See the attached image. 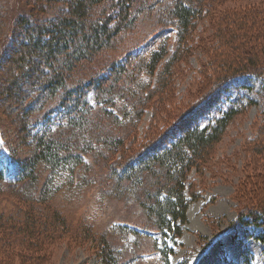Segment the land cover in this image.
I'll return each mask as SVG.
<instances>
[{
	"label": "rangeland",
	"instance_id": "rangeland-1",
	"mask_svg": "<svg viewBox=\"0 0 264 264\" xmlns=\"http://www.w3.org/2000/svg\"><path fill=\"white\" fill-rule=\"evenodd\" d=\"M171 1L134 0L135 20L118 35L116 47L80 62L77 79L108 76L102 86L121 96L115 99L116 107L125 109L110 108L121 121L104 120L111 126L104 135L119 136L124 144L116 152L107 151V159L87 151L73 182L51 195L39 165L30 194L0 191V264H106L103 253L111 248L117 250L120 264H163L157 251L164 241L173 249L168 264H264V242L256 238L264 227L238 222L244 209L264 197V132L258 131L264 79L251 74L219 79L227 67L221 64L222 52L246 59L242 49L258 42L257 33L264 34V0H210L183 41L171 21ZM64 2L68 0L33 12L32 5L41 4L38 0H0V63L17 41L20 17L32 15L31 23L47 20L65 7ZM110 8L107 0L96 11ZM244 31L253 35L245 43L239 38ZM221 34L232 42L219 45ZM162 45L164 57L152 67L151 55ZM88 98L93 105V91ZM2 104L0 168L12 182L21 167H30L26 165L35 147L25 136L18 112ZM233 106L241 112L230 120L208 159L185 176L184 193L191 201L175 243L142 227L146 216L137 202L115 198L104 187L111 180L105 167L112 158L119 163L162 150ZM43 127L41 121L34 133Z\"/></svg>",
	"mask_w": 264,
	"mask_h": 264
},
{
	"label": "trees",
	"instance_id": "trees-1",
	"mask_svg": "<svg viewBox=\"0 0 264 264\" xmlns=\"http://www.w3.org/2000/svg\"><path fill=\"white\" fill-rule=\"evenodd\" d=\"M38 1L41 4L32 5L33 12L44 11L47 4L62 3V0ZM105 1L68 0L57 15L44 22L31 23L32 15L19 18L17 28H20V33L15 31L17 41L0 63V103L18 112V120L26 130L25 136L35 149L26 165L30 167H21L16 180L9 182L7 170L0 168V191L6 189L17 194H30L37 178L36 166L39 165L46 172L45 186L51 195L67 186L65 182H73V177L81 170L80 165L85 164L87 151L92 150L94 157L100 155L107 159L108 152H116L123 146L121 137L104 135L111 127L104 125V120L120 119L110 108L113 111L125 109L116 107L115 99L121 96L102 86L108 76L94 75L88 80L75 76L80 62L95 60L116 47L118 35L124 34L135 20L132 12L134 0H109L111 8L108 12L96 11ZM209 1L172 0L169 3L171 21L180 41L195 28L196 19L207 11ZM92 10L94 14L90 19ZM220 36L223 41L219 45L232 42L228 36ZM250 36L253 35L244 31L239 38L245 43ZM255 39L258 42H254V47L247 51L242 49L246 59L228 58L227 53L221 51V64L227 67L222 69L219 79L228 81L244 74L264 79V34L260 36L257 33ZM165 52L166 47L162 45L152 53V67L163 59ZM235 62L238 64L233 67ZM90 91L96 98L93 105L88 101ZM261 94L263 109L259 133L264 132V88ZM239 112L241 109L234 106L221 110L208 123L195 125L166 148L148 152L146 156L142 157L141 153L137 158L119 163L112 158L105 167L106 179L111 180L104 187L115 198L137 202L146 216L142 227L175 243L182 232L179 224L186 223L185 211L191 201L184 193L185 176L208 159L212 146L221 139L230 120ZM41 121L44 127L34 133V128ZM104 148L105 154L102 152ZM238 222L264 227V197L256 199L249 209H244L238 215ZM132 232L140 235L137 231ZM256 238L264 242V233ZM154 242L157 244L156 240ZM172 250L166 241L163 248L158 249L163 264L169 263ZM103 254L106 264H120L116 249L111 248L109 253Z\"/></svg>",
	"mask_w": 264,
	"mask_h": 264
}]
</instances>
